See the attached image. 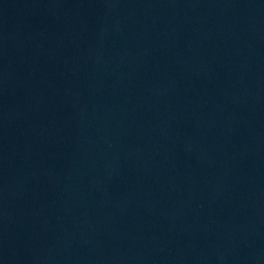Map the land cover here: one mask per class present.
I'll return each instance as SVG.
<instances>
[{"label": "water", "instance_id": "obj_1", "mask_svg": "<svg viewBox=\"0 0 264 264\" xmlns=\"http://www.w3.org/2000/svg\"><path fill=\"white\" fill-rule=\"evenodd\" d=\"M0 264H264V0H0Z\"/></svg>", "mask_w": 264, "mask_h": 264}]
</instances>
